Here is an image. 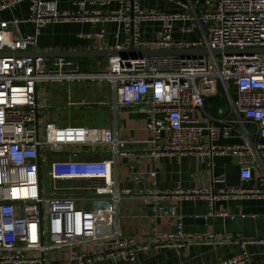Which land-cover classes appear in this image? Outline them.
Instances as JSON below:
<instances>
[{
	"label": "built area",
	"instance_id": "1",
	"mask_svg": "<svg viewBox=\"0 0 264 264\" xmlns=\"http://www.w3.org/2000/svg\"><path fill=\"white\" fill-rule=\"evenodd\" d=\"M142 1L120 0L119 9L109 12L86 10L84 2L78 1L74 4L78 10L59 12L56 0H0V15L26 2L23 23L31 28L29 34L16 38L9 27L22 22L0 19V54H4L0 57V264H49L56 252L67 253L63 264H132L148 249L133 238H124L117 226L108 224L119 201L130 194L117 188L114 160L94 158L104 153L102 147H107L111 156L125 147L117 139L115 126L112 136L100 129L99 137L93 140L58 139L65 129L39 126L40 110L48 109L46 100L38 102L39 84L106 83L114 96L112 112L133 109L147 114L146 128L153 134L152 154L172 155L177 160L185 154L194 155L198 161L208 160L210 167L213 157L231 151L230 147L213 145L211 138L216 133L228 137L238 123L237 117L242 116L254 124L259 141L249 165L239 161L243 166L240 181L250 179L251 166L260 164L259 159L264 162V54L112 57L105 69L93 73L82 72L69 59L16 55L38 52L43 28L69 22L114 23L125 32L141 22L159 23V38L132 37L131 47L140 50H173L172 30L177 22L196 23L203 29L199 40L178 42L183 50H264V0H206L201 12L188 0V13L170 14L145 12L140 8ZM104 34L101 30L94 37L101 39ZM122 49L119 45L115 48ZM218 89L229 105V117L224 125L200 127L191 115L202 110L206 99L216 98ZM204 131L209 140L202 142ZM259 166L258 184L253 188L155 190L144 198L157 212L171 215L174 209L164 206L169 199L200 198L207 202L209 215L226 217L227 213L214 211L216 202L234 196L264 198V163ZM97 201L103 206H96ZM205 238L218 237L186 234L177 223L174 232L154 235V243L156 248L180 249L186 239ZM251 243L264 245V225L262 237L241 239L237 255L214 264H251L245 250ZM89 246L102 249L89 255L76 252Z\"/></svg>",
	"mask_w": 264,
	"mask_h": 264
},
{
	"label": "crops",
	"instance_id": "2",
	"mask_svg": "<svg viewBox=\"0 0 264 264\" xmlns=\"http://www.w3.org/2000/svg\"><path fill=\"white\" fill-rule=\"evenodd\" d=\"M84 2L86 10H100L102 12L115 11L120 7V0H103L105 5L94 2V0H56L59 12L71 11L77 7L75 2ZM206 0H189L201 12ZM188 0H144L140 2V8L145 12L158 13H188L186 8ZM18 19L17 27H12L13 36L19 38L29 34L30 25L23 23L27 18V3L22 2L13 11L4 12L0 19ZM183 28L191 30L184 31ZM101 30L105 31L103 38L94 37ZM119 32L118 38L115 37ZM203 29L196 23L177 22L174 23L172 38L176 43L173 50L180 49L177 44L181 41H196L202 36ZM86 35H91L88 38ZM160 24L157 22H141L135 25L129 32H125L114 23H83L69 22L48 25L41 30L38 41V51H76V50H115L116 46L129 49L133 36L141 40H153L160 37ZM106 60V59H103ZM85 63H97L102 60L85 59ZM99 97L102 96L99 90ZM94 91V93H96ZM93 93V97H94ZM61 102L53 101L55 105H65L63 97L58 92ZM81 93L72 104L79 105L84 99ZM234 96V93H232ZM98 97V98H99ZM51 98V96L49 97ZM69 96L67 97L68 100ZM96 98V97H95ZM50 101V99H49ZM111 101H113L111 99ZM105 102V101H104ZM214 103V104H212ZM67 105V103H66ZM74 106V105H73ZM72 107V106H71ZM108 115L109 126L102 128L108 130L112 136L115 126L117 139L125 143L117 155L111 156L108 150L102 155L96 154L94 158H111L114 160L112 167L113 177L119 191H130L127 197L121 199L117 205L115 214L109 219V226L118 227L122 236L133 238L136 243L143 244L148 249L141 253L132 264H214L216 262L231 258L241 251V239L239 234L231 232V220L234 218H263L264 225V198H252L245 196L228 197L225 206H219L216 213L225 212L226 217L217 214L209 215L208 204L204 199L182 201L171 198L164 203L166 208L174 209V215L162 214L154 209L153 204L144 198L145 194L161 190L163 192L174 191L177 188L183 190H202L206 188L218 189H240L243 187L253 188L258 184L260 176V164L264 162L259 159L260 164L253 165V180L248 185L230 188L225 186V174L231 166L239 165L244 161L249 165L254 152V146L258 143L256 129L250 120L242 116L237 117L238 123L234 126L228 137L216 133L211 138V143L216 146L230 147L231 151L224 155L212 158V167L207 165L208 160L198 161L194 155L185 154L179 160L172 155H156L151 153L152 132L147 130L149 121L145 112L133 109H123L116 113L105 107ZM48 113V111H47ZM51 121L55 126L61 116L51 112ZM229 117V105L218 99L206 100L202 110L195 111L191 118L199 124L224 125ZM60 127V126H58ZM202 142L209 140L206 131L200 137ZM160 142H157L159 145ZM102 150V149H100ZM240 166V165H239ZM243 168V166H240ZM154 174V176H151ZM240 179V177H239ZM241 182V181H240ZM182 224V230L186 234H208L217 236L213 239H186L185 245L178 249L172 247L156 248L154 235L169 234L175 231V225ZM253 239V238H251ZM102 249L101 246H89L77 248V253L86 255L96 253ZM251 264H264V245L251 243L245 246ZM67 259V253L56 252L52 255L49 264H63ZM122 264V263H119Z\"/></svg>",
	"mask_w": 264,
	"mask_h": 264
},
{
	"label": "rangeland",
	"instance_id": "3",
	"mask_svg": "<svg viewBox=\"0 0 264 264\" xmlns=\"http://www.w3.org/2000/svg\"><path fill=\"white\" fill-rule=\"evenodd\" d=\"M9 29L12 30V26H10ZM73 62L82 72L93 73L105 69L108 59L97 63L93 62L91 64L80 60ZM37 88V99L39 104H43L45 100L48 104L47 110H40L39 126L43 127L45 121H51V112L58 116L60 115L61 118L55 124L56 126H60L61 128L65 129V131L58 137V139L67 140L71 137H75L83 140H93L99 137L100 129L109 126L108 115L105 112V107L111 110V99L113 100L114 96L109 89L108 84L100 82H82L72 84L42 83L39 84ZM97 90H99L102 94L101 97L97 95L99 94V92H96ZM94 91L96 93H94ZM57 92L63 97L66 96V99L62 98V102H64L65 105H55L53 103V101H57L58 104L61 102L60 99H57V95L54 97V94ZM81 93L84 94V99L81 100L82 102L78 103L79 105L73 104L74 106L72 105V107L68 105L71 100L76 101ZM50 96L51 98H49ZM68 96L69 98L67 100ZM217 96L219 100L222 101L223 96L219 89L217 91ZM51 125H53V123ZM107 149V147H102V150ZM94 204L96 206H103V203L98 201Z\"/></svg>",
	"mask_w": 264,
	"mask_h": 264
},
{
	"label": "water",
	"instance_id": "4",
	"mask_svg": "<svg viewBox=\"0 0 264 264\" xmlns=\"http://www.w3.org/2000/svg\"><path fill=\"white\" fill-rule=\"evenodd\" d=\"M254 55L264 54L263 49L258 50H226L220 51H208L206 49H178V50H140L129 47V49L122 50H76V51H38V52H24L16 54L18 57H31V58H43V59H58L64 58L69 60H80V59H108L112 57L119 58H143V57H168V56H179V57H201V56H231V55ZM4 54H0V57ZM209 100V99H206ZM200 127H205V124H199ZM240 170L239 165L231 166L229 171L225 174V186L234 188L238 186L248 185L254 178L252 174L250 179L246 182H240ZM226 201H218L214 204V211L219 206H225ZM231 232L233 234H239L245 239L260 238L263 234V218H234L231 220Z\"/></svg>",
	"mask_w": 264,
	"mask_h": 264
},
{
	"label": "trees",
	"instance_id": "5",
	"mask_svg": "<svg viewBox=\"0 0 264 264\" xmlns=\"http://www.w3.org/2000/svg\"><path fill=\"white\" fill-rule=\"evenodd\" d=\"M80 60H85V59H80ZM96 60H103V59H96ZM72 61H77V60H72ZM231 97H233V96H232V93H231ZM213 99H218V100H219L218 96H217L216 98H213ZM213 99H210V100H213ZM222 102H224V103L226 102L224 96H223V98H222Z\"/></svg>",
	"mask_w": 264,
	"mask_h": 264
}]
</instances>
